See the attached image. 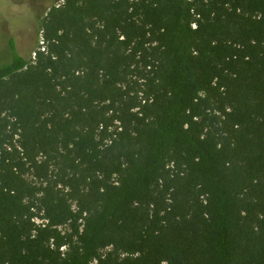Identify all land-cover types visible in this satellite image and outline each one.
I'll return each mask as SVG.
<instances>
[{"label": "trees", "instance_id": "trees-1", "mask_svg": "<svg viewBox=\"0 0 264 264\" xmlns=\"http://www.w3.org/2000/svg\"><path fill=\"white\" fill-rule=\"evenodd\" d=\"M0 64V264H264V0H63Z\"/></svg>", "mask_w": 264, "mask_h": 264}, {"label": "rangeland", "instance_id": "rangeland-1", "mask_svg": "<svg viewBox=\"0 0 264 264\" xmlns=\"http://www.w3.org/2000/svg\"><path fill=\"white\" fill-rule=\"evenodd\" d=\"M63 0H0V64L11 59L10 39L20 54L30 57L39 46L40 21Z\"/></svg>", "mask_w": 264, "mask_h": 264}, {"label": "built area", "instance_id": "built-area-1", "mask_svg": "<svg viewBox=\"0 0 264 264\" xmlns=\"http://www.w3.org/2000/svg\"><path fill=\"white\" fill-rule=\"evenodd\" d=\"M39 49H42L44 50L45 49V45H44V39H43V35H42V32H41V36H40V40H39V46H38ZM32 56L35 57L36 56V51L34 50L33 53H32Z\"/></svg>", "mask_w": 264, "mask_h": 264}]
</instances>
